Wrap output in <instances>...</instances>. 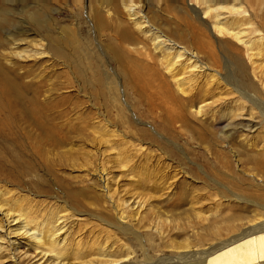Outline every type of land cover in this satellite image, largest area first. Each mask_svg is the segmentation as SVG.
I'll return each mask as SVG.
<instances>
[{"label":"rangeland","instance_id":"1","mask_svg":"<svg viewBox=\"0 0 264 264\" xmlns=\"http://www.w3.org/2000/svg\"><path fill=\"white\" fill-rule=\"evenodd\" d=\"M130 1L140 4V15L154 19L164 34L209 67L206 74L194 72L193 82L207 77L215 96H228L202 113L198 102L182 107L178 102L190 96L189 89L179 92L165 66L152 69L156 58L150 46L146 53H135L142 34L127 17L122 0H0V88L10 85L2 102L13 107L0 113L6 136L0 137V166L20 174L14 180L18 186L3 177L0 187L44 202L46 209L37 221L42 223L46 214L53 231L63 228L58 239L103 244L108 254L129 252L134 264H147L142 256L147 253L151 263L161 264L180 255L177 247L186 243L204 244L197 250L201 253L216 244L212 237L221 240L208 221L216 213L227 220L261 212V197L253 196L264 198L263 117L226 88L221 76L233 58L243 63L261 91L264 75L252 71L250 54L241 45L203 34L202 15L191 19L188 0ZM234 1L243 3L245 20L252 23L248 38L264 39V0ZM31 15L42 24L35 25ZM124 31L133 32L135 42H125ZM234 79L238 81L236 75ZM229 106L233 122L239 121L236 114H243L244 123L220 134L226 123L219 113ZM245 120L256 127L245 129ZM22 165L30 168L28 176ZM102 173L108 176L109 198L102 190ZM225 176L233 178L229 182L235 186L234 196L242 199L239 203L212 181ZM219 192L227 195V203ZM200 199L198 208L195 200ZM120 213L126 216L123 226ZM115 226L139 231L145 252L131 234ZM222 226L218 229L228 224ZM72 248L63 253L67 262H73ZM20 251L33 255L32 250ZM5 254H0V264H13ZM18 262L27 263L24 256Z\"/></svg>","mask_w":264,"mask_h":264},{"label":"bare ground","instance_id":"2","mask_svg":"<svg viewBox=\"0 0 264 264\" xmlns=\"http://www.w3.org/2000/svg\"><path fill=\"white\" fill-rule=\"evenodd\" d=\"M188 1L189 5L187 7H189V10L193 15L191 19H193L194 21L198 19L200 20L199 17L200 15H202L201 21H203L204 24L202 30L203 34L211 33L213 34L212 36H215L216 39L228 38L236 44L241 45L250 54L252 71L264 75V59H262L261 56L262 54L264 56V39L253 40L248 38V26L252 25V23L251 21L245 20L246 13L244 12V9H242L243 3L242 5L240 3L235 4L233 3L234 0ZM246 2H248V0ZM122 5L127 13V17L132 21V24L137 29V31L142 34V37L138 36L139 38H136L137 45L141 46L138 49L133 48L135 53H146V50L150 51V49L152 48L151 50L156 58V62H152V69L154 71H157L162 66H165L167 71L170 73V79L175 82V85H177L176 87L179 89V92L184 93L186 91L187 94V89H189L187 95L190 96H188L187 98H183V102L177 101L182 107H186L185 104L192 106L193 104L198 102V107H196L197 111L202 113L201 111H203V109L207 108L208 106L212 108L216 103L224 100L222 98H226V96H228V93H225V95L224 93H220L219 95L215 96L214 88L212 89V93V90L209 87L211 86L210 83L212 81L209 83V85L207 83V77H203L201 81H196V78L195 82H193L195 77L192 74L194 72L203 75L206 74V72L209 70V67L199 61L197 54L190 50L188 51L186 47H182L167 34H164L163 31H161L156 26V23H154L153 21L154 19L148 18L145 14L140 15V8L138 6L140 5L139 3H134L130 0H122ZM206 20H209V24L206 23ZM31 21L37 26L42 24V22L36 19L34 15H31ZM208 25L210 26L208 27ZM122 39L125 42H135L133 32L129 33L128 31H124L122 33ZM137 45L136 47H138ZM16 46L17 44H13L12 51ZM148 46H150L151 48L149 49ZM230 64L233 65L229 66L232 67V70H230L229 67L227 68L226 74L224 76H221L222 82L224 83L226 88H230V91L232 90L233 92L237 93L240 97L244 98L248 103L257 108L260 111V114L263 117L264 121V91L259 90L249 79L246 74V68L239 59L233 58L230 61ZM234 75H236L238 81L234 79ZM210 77L212 78L213 76L211 75ZM214 79L215 81H217V83L220 82L216 78ZM191 82H193L192 85L194 86L198 83V85H196L197 87L194 88V86H191ZM234 82H238L237 84L245 88V91L247 90L249 92L255 93L258 96H250V94H248L247 92L239 89L235 85L236 83L233 84ZM188 86L193 88L191 89ZM213 87L215 86L213 85ZM0 89V113L6 111L10 113L13 107L8 106L2 102V97L3 95H6L5 92H8V90L10 89V85L4 84ZM193 89L196 90V92H194ZM226 91L228 92L229 90L227 89ZM262 95L263 98H261ZM226 105L228 107V104ZM239 108L240 109L238 110L240 112L242 109L241 107ZM231 112L232 111L230 110L229 106V108H226L219 113V118L221 120L224 119V122L226 123L224 126H222L220 134H222L227 129L235 128L240 124V122L244 123L243 114H236L237 116L235 115L234 117L239 121L236 123L233 122V119H231L230 116ZM245 122V125H247V127H244L245 129L250 127L249 129L253 130V128L256 127V125H253L254 127L252 126L250 120H245ZM2 132L3 129L0 125L1 139L6 137ZM45 133L47 134V132ZM9 135H12V133H10ZM45 140L51 141L49 136H47ZM0 155H2L1 152ZM22 166L24 168L23 174L28 176L31 173L30 168L27 165ZM15 173L16 171L8 172L0 166V182L4 180L2 179L3 177H7L13 182L5 180L6 182L13 183L14 186H18L14 183V180L19 178L20 174ZM102 176L103 177L100 179L103 183L102 190L107 198H109L108 196L110 195V191L108 186V176L106 175V173H102ZM229 179L233 178L225 176L220 177L219 182L215 180L212 181L216 184V187L219 186L225 189L227 193L229 192L232 196H234L231 188H235V186L230 184ZM228 187L230 189H227ZM236 191L241 190L238 187ZM219 194L221 200L226 202V199L228 198L227 195L222 192H219ZM22 197H17L15 194L11 193V191L6 189L4 190L0 187V254L3 255V253L6 252L8 254V258L14 260L13 264L19 263L18 259L21 258V256H24V258H26V264H134L130 261L131 254L129 252L123 253V251H117L108 254L107 252L109 250L105 252V247L103 244H96V242L89 243L86 241V243H84V245L86 246H83V243L81 242V244L77 239H73L72 241L68 240L66 237L58 239L57 236H60V232L63 228L60 227L59 229L53 231V223L51 222V218L49 219L46 214H44L42 217V223H38L37 221L41 210L46 209V205L43 204L44 202L37 203L32 199H27L28 197ZM253 197H261L258 202L259 204L257 203V206L260 208L259 210L261 212L257 211L256 213H253V215H251L250 213L246 217L237 216L230 218V216H228L230 219L227 220L220 214L216 213L210 220H208L209 223L212 222L211 225H213V227H217V230L214 232L216 236H214L221 238V240L214 238L211 235L212 240L216 241V244L210 246L206 252H197V250L204 244L196 243L191 246L187 245L186 243L179 247L176 246L177 249L180 250V255L176 256V258L166 257V259L160 260V263L208 264L209 262L210 264V262H215L217 264H264V198L259 195H255ZM137 200L138 197L134 199L135 204L138 203ZM204 200L206 201L207 199ZM241 200L242 199L236 197L234 202L239 203ZM195 204L198 206V208H200L202 199L195 200ZM216 206L218 207L220 205L216 204ZM197 213V217H200L201 212L198 211ZM118 219L121 223V226L126 224V222L124 221L126 219L125 215L120 213ZM59 220L60 218L56 219L57 222ZM219 223L223 226H225V224H228V226L224 229H218L219 226L221 228V225H219ZM105 224L108 227H114L107 223ZM115 228L117 229V231L119 230L123 233L131 234L134 241L137 243L136 245L138 247H143L145 252L144 240L138 234L139 231L136 232L135 230H129L130 228L124 229L116 226ZM21 247L26 250H32L33 255H28L25 252H21ZM68 247H74L71 249L72 253L69 252L72 254L73 262H67L65 255H63V253H68L66 252L68 250ZM190 247L192 248L191 252L189 250ZM142 256L143 259L147 261V264H159V261L151 263V258L147 253H144ZM247 256L249 257L247 258ZM214 257L216 258V260ZM1 261H3L2 258H0V263Z\"/></svg>","mask_w":264,"mask_h":264}]
</instances>
